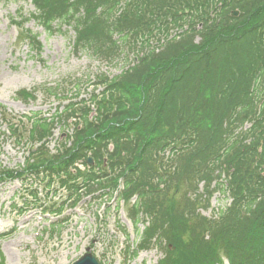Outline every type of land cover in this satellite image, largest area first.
Returning <instances> with one entry per match:
<instances>
[{
    "label": "trees",
    "instance_id": "trees-1",
    "mask_svg": "<svg viewBox=\"0 0 264 264\" xmlns=\"http://www.w3.org/2000/svg\"><path fill=\"white\" fill-rule=\"evenodd\" d=\"M31 3L46 33L73 30L74 52L115 60L131 50L136 60L112 78L100 74L95 85L102 89L88 100L75 88L50 121L27 117L26 139L9 124L16 144L38 146L20 172L0 170V182L55 185L68 195L52 211L60 215L85 195L116 191L121 180V198L136 197L132 220H148L139 250L155 245L163 252L158 264H264V0ZM18 27L40 50L37 37ZM47 92L60 94L58 87ZM71 119V136L51 153L45 141L54 125L69 128ZM88 152L95 165L79 171L74 164L85 163ZM215 193L230 203L207 219L198 200L208 205Z\"/></svg>",
    "mask_w": 264,
    "mask_h": 264
},
{
    "label": "rangeland",
    "instance_id": "rangeland-1",
    "mask_svg": "<svg viewBox=\"0 0 264 264\" xmlns=\"http://www.w3.org/2000/svg\"><path fill=\"white\" fill-rule=\"evenodd\" d=\"M18 12L26 18L33 13L30 1L0 0V105L18 118L39 112L50 117L66 103L62 98L49 96L43 89L58 87L60 96L69 97L78 88L80 97L88 99L97 87L96 78L100 74L113 76L132 63L134 53H129L127 60L124 58L127 50L114 61L94 58L86 52L74 53L72 31L46 34L29 20L26 28L38 36L42 49L40 54H35L27 41L19 40L17 30L10 23V17H16ZM21 90L34 91L35 100L17 98L16 93ZM4 130L0 121V166L14 169L23 165L31 147L25 143L17 146ZM58 137L56 130L48 143L50 148L59 142ZM25 189L18 181L0 187V250L4 264H72L87 249L100 264H127L117 253L122 243L123 246L134 244L139 237L117 197L106 205L96 198H85L75 209H67L60 219L47 217L45 220L38 209L15 214L14 211L24 207L19 196ZM229 202L216 194L208 208L201 209L200 213L211 217ZM14 203L15 210L11 207ZM121 228L126 229L128 239L122 236ZM138 228L141 230V224ZM160 258L159 251L152 250L141 253L130 264H156Z\"/></svg>",
    "mask_w": 264,
    "mask_h": 264
},
{
    "label": "water",
    "instance_id": "water-1",
    "mask_svg": "<svg viewBox=\"0 0 264 264\" xmlns=\"http://www.w3.org/2000/svg\"><path fill=\"white\" fill-rule=\"evenodd\" d=\"M234 15H235V13H234ZM75 264H95V262L93 261V259L89 255H86Z\"/></svg>",
    "mask_w": 264,
    "mask_h": 264
}]
</instances>
